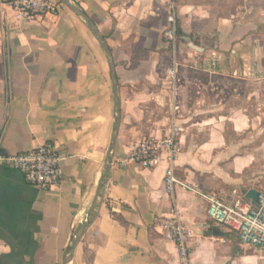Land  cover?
Listing matches in <instances>:
<instances>
[{"label":"crops","instance_id":"1","mask_svg":"<svg viewBox=\"0 0 264 264\" xmlns=\"http://www.w3.org/2000/svg\"><path fill=\"white\" fill-rule=\"evenodd\" d=\"M50 1L55 16L26 22L0 0V155L50 142L65 156L62 182L46 191L0 168V264H62L86 221L112 136L107 57L84 20ZM70 1L108 47L120 102L102 200L71 264H179L159 228L173 210L189 231V264H247L253 257L207 217L203 200L179 187L165 192V164L146 170L123 162L142 140L163 138L173 120L179 181L227 202L264 185V46L257 44L264 9L239 20L214 16L203 0ZM171 3L184 34L174 45L165 38ZM248 86L254 89L244 92Z\"/></svg>","mask_w":264,"mask_h":264},{"label":"built area","instance_id":"2","mask_svg":"<svg viewBox=\"0 0 264 264\" xmlns=\"http://www.w3.org/2000/svg\"><path fill=\"white\" fill-rule=\"evenodd\" d=\"M18 21H37L46 16H55L58 6L50 0H1ZM165 38L174 45L176 42V8L168 6ZM176 65L168 71L171 84L176 83ZM180 130L171 121L167 134L161 139L147 138L134 148L123 162L141 169L154 170L165 164L164 190L173 195L179 187L199 197L206 204L207 217L217 226L234 234L239 245L254 250L264 249V192L257 191L256 204L241 200L235 195L231 201H224L214 193H202L195 187L179 181L175 176L174 160L178 152ZM65 156L50 142L38 148L12 156L0 155V168H7L23 175L25 182L40 190H50L63 180L61 163ZM163 238L175 244L179 264H189L188 228L182 223L176 210L169 218L160 222Z\"/></svg>","mask_w":264,"mask_h":264},{"label":"water","instance_id":"3","mask_svg":"<svg viewBox=\"0 0 264 264\" xmlns=\"http://www.w3.org/2000/svg\"><path fill=\"white\" fill-rule=\"evenodd\" d=\"M59 1L62 4H64L65 6H67L78 17H80L82 20H84V22L90 28V30L92 31L96 40L98 41V43L100 44L101 48L104 51V53L107 57V60L109 62V67H110L111 80H112V84H113V102H114V113H115L112 136H111L110 145H109L107 155H106V159H105L103 175H102V177L99 181V184L97 186L93 202H92V204L88 210L86 221H85L84 225L80 228V230H78V232L76 233L71 246L68 248V250L66 252L64 260L62 261V264H71L72 260H73V256H74V251H75L77 245L80 243V241L84 237V235L86 234L87 230L94 223V221L96 219V215H97V210H98L100 203H101V200H102V191H103V189L107 183V180H108L110 165L112 162V155L114 152L117 134H118L119 126H120V102H119V98H118V89H117L116 78L114 75V65L112 63V58H111L110 52L108 50V47L105 44L104 39L100 36V34L98 33V31H97L96 27L93 25V23L85 16L84 12L81 11L76 5H74L70 0H59ZM184 40L186 42H189L188 38H184ZM191 48H193L197 52L200 51L192 45H191ZM245 199L248 201H251V203L253 205H255L256 200H257V191L249 190L245 194ZM211 234L214 236L220 235L217 232V230H213L211 232ZM206 235H209V234H206Z\"/></svg>","mask_w":264,"mask_h":264},{"label":"rangeland","instance_id":"4","mask_svg":"<svg viewBox=\"0 0 264 264\" xmlns=\"http://www.w3.org/2000/svg\"><path fill=\"white\" fill-rule=\"evenodd\" d=\"M203 1L206 4H209L210 6H212V10H213L212 12L214 16H224V17L229 18L230 15H234V16L238 15V17L236 18H238L239 20L251 18L252 16H254L255 13H258L261 9H264V0H203ZM259 31L261 32L259 34L260 41L257 42V44L258 45L261 44L264 46V28L263 29L259 28ZM199 39L200 38H197L196 41H194L195 44L199 45ZM206 41L205 39H203L202 43L204 45H208ZM261 75L264 78V67H263V72L261 73ZM177 76L178 74L176 75V78ZM184 76H188L189 78H192V77L194 78H221L218 76L206 77L205 75L201 73L192 74L190 72L184 73ZM220 86H221V89L225 91H228L232 87L230 85H227L224 87L222 85ZM243 89H244V92H248L254 88L252 86H248ZM261 90L263 94V98L261 100L262 109L264 110V83L261 86ZM253 111L254 109L251 110L252 113ZM263 122H264V119H263ZM257 187H262L264 189V185L257 186ZM221 229L225 230L224 228H221ZM231 235L233 236L234 240L239 244V241L237 240V238L233 234ZM242 252L247 256L253 257V259H250L247 261V264H264V250L259 253L257 250L246 248V249H243Z\"/></svg>","mask_w":264,"mask_h":264},{"label":"trees","instance_id":"5","mask_svg":"<svg viewBox=\"0 0 264 264\" xmlns=\"http://www.w3.org/2000/svg\"><path fill=\"white\" fill-rule=\"evenodd\" d=\"M177 27H176V44L180 41V38L184 36V34L180 31L178 22H176ZM257 191H263L264 189L262 187H257L255 188ZM237 198L241 200H245V194H236Z\"/></svg>","mask_w":264,"mask_h":264}]
</instances>
